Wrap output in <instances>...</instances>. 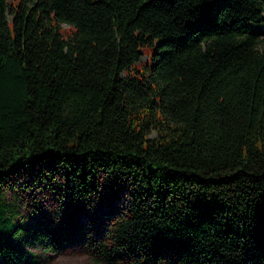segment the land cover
Segmentation results:
<instances>
[{
  "label": "trees",
  "instance_id": "1",
  "mask_svg": "<svg viewBox=\"0 0 264 264\" xmlns=\"http://www.w3.org/2000/svg\"><path fill=\"white\" fill-rule=\"evenodd\" d=\"M71 244L264 264V0H0V264Z\"/></svg>",
  "mask_w": 264,
  "mask_h": 264
},
{
  "label": "rangeland",
  "instance_id": "2",
  "mask_svg": "<svg viewBox=\"0 0 264 264\" xmlns=\"http://www.w3.org/2000/svg\"><path fill=\"white\" fill-rule=\"evenodd\" d=\"M66 26V24H63ZM145 56H142L144 59ZM124 196H120L117 200V205L123 204ZM105 204L101 206V211L105 210ZM43 264H94L87 256L84 254L77 244L69 245L63 253L61 254H50L47 253L43 257ZM102 264V263H97Z\"/></svg>",
  "mask_w": 264,
  "mask_h": 264
}]
</instances>
